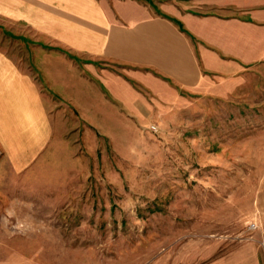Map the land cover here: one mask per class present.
Listing matches in <instances>:
<instances>
[{"label":"rangeland","instance_id":"1","mask_svg":"<svg viewBox=\"0 0 264 264\" xmlns=\"http://www.w3.org/2000/svg\"><path fill=\"white\" fill-rule=\"evenodd\" d=\"M182 95L24 168L0 149V264H264V102Z\"/></svg>","mask_w":264,"mask_h":264},{"label":"crops","instance_id":"2","mask_svg":"<svg viewBox=\"0 0 264 264\" xmlns=\"http://www.w3.org/2000/svg\"><path fill=\"white\" fill-rule=\"evenodd\" d=\"M183 91L264 102V0H0V149L17 169L70 128L162 118Z\"/></svg>","mask_w":264,"mask_h":264},{"label":"built area","instance_id":"3","mask_svg":"<svg viewBox=\"0 0 264 264\" xmlns=\"http://www.w3.org/2000/svg\"><path fill=\"white\" fill-rule=\"evenodd\" d=\"M151 128H152L153 130H157V129H158V127H157L156 125H152ZM251 227H252V228H256V223H252V224H251Z\"/></svg>","mask_w":264,"mask_h":264}]
</instances>
